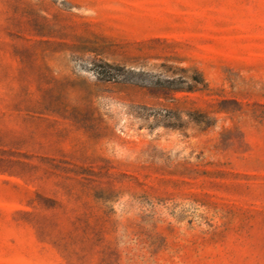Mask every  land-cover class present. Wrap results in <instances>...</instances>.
<instances>
[{
	"label": "rangeland",
	"instance_id": "obj_1",
	"mask_svg": "<svg viewBox=\"0 0 264 264\" xmlns=\"http://www.w3.org/2000/svg\"><path fill=\"white\" fill-rule=\"evenodd\" d=\"M0 264H264V0H0Z\"/></svg>",
	"mask_w": 264,
	"mask_h": 264
}]
</instances>
